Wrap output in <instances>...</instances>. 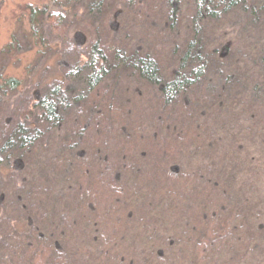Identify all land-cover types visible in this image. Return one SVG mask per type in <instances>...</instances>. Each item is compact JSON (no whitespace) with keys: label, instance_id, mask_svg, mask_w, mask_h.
<instances>
[{"label":"trees","instance_id":"obj_1","mask_svg":"<svg viewBox=\"0 0 264 264\" xmlns=\"http://www.w3.org/2000/svg\"><path fill=\"white\" fill-rule=\"evenodd\" d=\"M82 1L63 0L65 11L58 12L27 7L24 45L13 38L0 52L7 58L2 72L28 54L36 55L37 63L43 56V65L53 60L57 68L38 80L39 66L25 68L27 86L22 78L0 74V264H69L75 227L93 233L82 250L94 264H264V195L258 192L263 182L255 172H264V0H150L164 17L147 25L159 38L169 28L182 39L176 44L170 32L174 46L168 63L97 38L75 53L83 36L76 32L69 39L66 16ZM123 1V20L130 19L139 0ZM104 2H92L85 15L100 11ZM225 21L235 23V37L217 35ZM47 30L59 45L45 40ZM213 44L217 53H211ZM121 76L156 87L161 109L174 122L179 119L169 113L200 89L194 105L205 114L202 125L195 114L188 115L184 126L167 134L173 143L186 145L187 160L168 168L174 186L154 187L156 198L143 217L157 228L142 231L143 244L133 259L95 237L103 230L102 217L116 223L115 212L132 215L145 196L144 182L132 188L142 168L122 161V188L108 208L101 196L94 205L92 195L93 184L109 169L102 138L121 114L107 93L104 101L96 99ZM24 88L31 89L29 96L12 105V94ZM133 135L128 144L136 140ZM198 192L205 193L204 201L193 197ZM141 222L130 224L133 235Z\"/></svg>","mask_w":264,"mask_h":264},{"label":"rangeland","instance_id":"obj_2","mask_svg":"<svg viewBox=\"0 0 264 264\" xmlns=\"http://www.w3.org/2000/svg\"><path fill=\"white\" fill-rule=\"evenodd\" d=\"M94 1L96 2V0H83L81 3L72 6V8L69 9V15L66 16L69 39L71 40L76 32H80L83 36V46H80V49L75 47V53L78 50L85 49V45L90 39L97 38L103 44L112 43L118 46H124L130 53L134 51L138 53L148 52L152 55L155 54L161 60L167 59V63L171 62L168 56L170 55L169 48L173 45L170 41V35L172 33L174 36H177V38H175L176 44L182 39L180 34H177L176 31L171 32L169 28L165 29V32L160 35L162 38H159V31L147 25L148 20L152 18L164 17V13L160 11L158 5H153L150 0H139L140 8L137 7L139 11L131 15L130 19L123 20V17H126L122 5L124 2L123 0H106V3L104 2L100 11H91V14L86 16V9H88V6ZM64 3L63 0H0V52L5 45L9 43L8 41L13 38L16 42L24 45L22 32L25 29L24 26L26 24L27 15V10L25 9H27V7H35L38 9L45 8L47 12H58L65 11L63 9V7H65ZM126 21L129 23L124 24ZM233 24L235 25L234 22L227 23V21H225L222 25L223 28L221 30L219 28L216 31L217 35L223 31L235 37L236 34L234 33L238 28L233 29ZM52 36L54 37V34L48 30L44 34L45 40L49 42L50 45H54L55 41L57 45H59L58 40L52 38ZM222 44H225V41ZM239 48L242 49V47ZM61 49L63 48L58 46L57 50L61 51ZM216 50H218V44H213L211 53ZM48 53L49 52H47V54ZM35 60L36 55L34 56V54L21 55L16 61L10 64L11 66L8 67L7 71H0V74H5L4 77L8 75L22 78L24 83L25 80H27L25 77V68L29 66H39V71L36 72L38 76L37 80L41 79L43 76H50L53 70H57L53 60H50L45 65H43V63L46 60L45 58L43 59V56L41 62L39 61V63H37V60ZM5 64H7V58L3 60L2 57H0V66H4ZM34 75L30 73V77ZM27 83H29V81H26L24 84L27 86L29 85ZM251 89L252 87L249 85L248 90ZM29 92H31V89L24 88L12 94L10 103L12 105H18V103L23 104L26 99L25 95L29 96ZM103 93H107L109 98L108 101H110L109 103L112 108L121 109V114L114 129H110L111 127L107 126L106 130H109V132H105L102 138V144L106 141L109 148L108 152H110V155H108L109 169L108 173L102 176L103 178L97 180L93 184L92 195L95 197L94 205L100 203L101 196L103 201L106 200V207L108 208L113 198L117 197V191H120L122 188L121 181L123 178L122 175L119 174L123 170L122 161L126 162L128 167L137 165L139 168H142L132 188H135L136 185L139 187L140 184L144 182L143 187L146 190V194L142 196L140 203L135 207L133 213L131 212L132 215L129 214V212H115L116 215H112L111 217L120 219L116 223L115 221H109V219H107L108 217H102L104 227H102L103 230H101L95 238L102 236L105 244L107 243L111 246L115 245V249L125 250L127 259H133L143 244L142 231L148 234V231L152 230L153 232L154 229L157 228L154 220L146 221V218L143 217V215L150 210L148 209V204L152 202L151 199L154 200L156 198V194H153L154 187L157 183L161 184V182L163 183L161 187H165V185L166 187L174 186L171 178L173 175L169 173L168 168L170 166L178 168L180 164L185 165V160H187V158L184 157L186 145L180 146L173 143L172 140L168 139L167 134L170 131H174L175 128L180 127L179 124L184 126V121L187 119L188 115H192L193 117L195 114L196 122L202 125L205 123V114L201 109L195 108L194 105V93L195 96L200 94V89L194 91V93L189 96L187 102L182 100V103L169 113L172 117H177V119H179L176 122L167 119L166 116L168 115H165L164 110L161 109L162 103H159L160 98L158 89L156 87L138 84L134 77L129 78L128 76H121L117 81H110L107 83V87L101 90V95L97 97V102L98 99L104 101L102 96ZM261 103L263 107L264 101H261ZM184 117L185 119H183ZM117 128H120L118 132ZM130 134H135L133 136H135L134 138H136V140L133 142L132 139V142L130 141L128 144L126 139ZM156 160H158V166L154 164ZM261 161L262 159L257 158L255 164L260 166ZM255 172H257L256 180L263 182L262 186L258 189L259 195L263 196L264 172L262 168H256ZM250 176H252L251 172ZM140 177H142V180ZM250 179L253 178H247L246 181ZM118 183H120L119 186H117ZM115 193L116 195L114 196ZM204 195V192H198V194L195 193L193 197L196 199H203L205 198ZM198 201L202 202L200 200ZM179 210L180 208L178 211ZM194 211L199 212L200 208L198 207ZM138 221H142L144 225L136 230L133 235L130 224ZM81 228L82 227H75L71 229L75 238V250L73 258L70 260L68 259V262L69 264H77L79 261V264H94V261L90 260L89 254L84 253L82 250L87 245L88 241H91L93 233L88 230L86 234ZM83 233H85V235H83ZM152 236H155V234ZM78 247L80 249H77ZM41 254L44 257L48 256L45 251ZM138 257L140 258L139 255Z\"/></svg>","mask_w":264,"mask_h":264}]
</instances>
